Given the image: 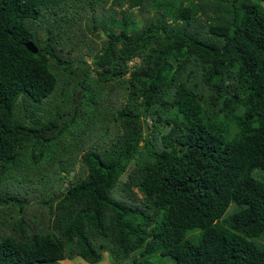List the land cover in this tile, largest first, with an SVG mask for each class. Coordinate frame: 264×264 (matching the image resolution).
<instances>
[{
    "label": "trees",
    "instance_id": "trees-1",
    "mask_svg": "<svg viewBox=\"0 0 264 264\" xmlns=\"http://www.w3.org/2000/svg\"><path fill=\"white\" fill-rule=\"evenodd\" d=\"M81 21L102 48L74 96L53 68ZM23 161L25 195L56 163L48 224L9 211L0 264H264V0H0V181Z\"/></svg>",
    "mask_w": 264,
    "mask_h": 264
},
{
    "label": "rangeland",
    "instance_id": "rangeland-1",
    "mask_svg": "<svg viewBox=\"0 0 264 264\" xmlns=\"http://www.w3.org/2000/svg\"><path fill=\"white\" fill-rule=\"evenodd\" d=\"M109 6L108 4L106 5V7ZM116 10H118L117 8H115ZM133 13V18L135 19V23L138 27L143 26L148 19H150L152 17L153 11L148 8V7H144V8H134L132 10ZM132 17V15H131ZM117 20L120 19V16L116 17ZM42 33V32H41ZM55 33H57V31H55ZM40 35V33H38ZM103 33H101V36L103 37ZM62 49L59 51L61 57L65 58V60L70 61V65L67 67H64V64L61 65H57L58 68H53L55 73L58 74L59 78H60V83L61 85H63L64 82L73 84V88H71L70 86V90L68 91V94L70 95L72 91H74V96L79 95L80 92V88L78 87V83H79V78H75L77 80L74 81L75 83H73V81L68 78L69 76H73L72 74H70L71 72H75V74L78 71L77 67L80 63H78V61L84 60L86 61V64L89 65L91 64V58L87 55L90 51L91 52H101V48H102V42L94 35H91L89 32H87L84 29V22L81 21L79 24L75 25L74 28L70 29L69 31H67V35L63 34L62 39H60L59 41ZM55 64V63H54ZM131 65V63L129 64ZM91 76H93V74H91ZM68 87V85H67ZM74 89V90H73ZM66 95V93H65ZM67 100V101H66ZM65 102H66V106L64 108L65 113H67L69 111V109L71 110V106H69L70 101L67 99V97H65ZM89 112V111H88ZM17 115L20 116L21 113L19 111H17ZM86 122V120H85ZM88 122V121H87ZM86 122V123H87ZM84 134H80L79 136L80 138V142L81 139L83 138ZM84 139V138H83ZM70 142V140L65 139L63 142V145H66ZM25 158H27V160H29L28 154H26ZM31 162V161H30ZM56 165L55 161L52 162H48L45 163L43 161L40 162L39 166H38V170L40 173H37L35 171H33V178L34 179H47L45 180V182H43L42 184L37 185L34 189L35 194H28L25 195L24 191H29L30 189V185L28 183H24V178L21 177V174L25 173L27 169H29V164L26 163V161L22 162L21 164H18V169L17 170H12L8 176H7V180H5L4 183H2L3 181H0V185H2L3 189L6 191H9V193H13V194H17L20 193L22 197H26L27 199V204H23V209L20 208V206H14L12 205V203L10 201L8 202H4L3 200L0 201V221H6L7 223L10 222L9 220H6V218H10L8 217L10 214V212L12 214H17L20 210H24V214L26 216L27 222L34 228H42L44 229L47 224H48V214H47V209L40 203H38L39 198H38V194L40 193H44V189H46V184L51 183L49 182V175L53 169V167ZM260 171L255 170L253 172V176L254 177H258L260 178ZM12 179H17L18 181L22 182V186L20 187L15 181H13ZM12 181L14 186L12 185H8V186H4L7 185L8 181ZM125 177L122 178V182H124ZM127 185V183H126ZM1 187V186H0ZM139 193V192H138ZM45 194V193H44ZM141 195V194H140ZM233 205H231L230 207H232ZM10 211V212H9ZM231 211V209L229 210V212ZM228 212V211H227ZM228 212V213H229ZM14 216V215H12ZM31 216H35V218H37V220L35 222H33L32 220H30ZM0 235L5 237V232L2 233L0 231ZM264 237H260V238H256L251 240L252 243H254L257 246H263L264 247V243H262V239ZM102 261L100 264H109V259L106 257V254L102 255ZM66 262V261H65ZM65 262L61 263V264H65ZM77 262L81 263V264H87L86 262H84L83 260H81L80 258L76 257L72 260H70V262H66L68 264H76ZM164 262H166V264H171L172 260L167 258L164 259ZM165 264V263H164Z\"/></svg>",
    "mask_w": 264,
    "mask_h": 264
},
{
    "label": "water",
    "instance_id": "water-1",
    "mask_svg": "<svg viewBox=\"0 0 264 264\" xmlns=\"http://www.w3.org/2000/svg\"><path fill=\"white\" fill-rule=\"evenodd\" d=\"M25 47L33 54H36L38 52V48L32 42L27 43Z\"/></svg>",
    "mask_w": 264,
    "mask_h": 264
},
{
    "label": "crops",
    "instance_id": "crops-1",
    "mask_svg": "<svg viewBox=\"0 0 264 264\" xmlns=\"http://www.w3.org/2000/svg\"><path fill=\"white\" fill-rule=\"evenodd\" d=\"M106 257H107V256H106ZM107 258H108V257H107ZM63 262H65V261H63ZM63 262H62V263H63ZM66 262H70V260H66ZM66 262H65V264H68V263H66ZM100 263H101V262H100ZM76 264H81V263L77 262ZM109 264H110V262H109Z\"/></svg>",
    "mask_w": 264,
    "mask_h": 264
},
{
    "label": "clouds",
    "instance_id": "clouds-1",
    "mask_svg": "<svg viewBox=\"0 0 264 264\" xmlns=\"http://www.w3.org/2000/svg\"><path fill=\"white\" fill-rule=\"evenodd\" d=\"M62 263V262H61Z\"/></svg>",
    "mask_w": 264,
    "mask_h": 264
}]
</instances>
